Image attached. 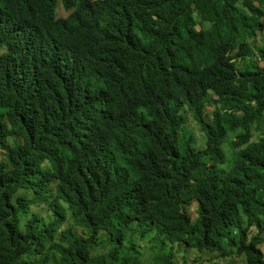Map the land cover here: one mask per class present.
I'll list each match as a JSON object with an SVG mask.
<instances>
[{
  "label": "trees",
  "instance_id": "trees-1",
  "mask_svg": "<svg viewBox=\"0 0 264 264\" xmlns=\"http://www.w3.org/2000/svg\"><path fill=\"white\" fill-rule=\"evenodd\" d=\"M260 60L264 0H0V264H264Z\"/></svg>",
  "mask_w": 264,
  "mask_h": 264
},
{
  "label": "rangeland",
  "instance_id": "rangeland-1",
  "mask_svg": "<svg viewBox=\"0 0 264 264\" xmlns=\"http://www.w3.org/2000/svg\"><path fill=\"white\" fill-rule=\"evenodd\" d=\"M58 13L60 14V16H64L67 14V12H65L61 8L59 9ZM259 64L263 66L264 61L260 60ZM215 98H217V95L213 94L211 98V102L209 103V107H208V115H209L207 116L208 119L209 118L211 119V112L214 109V107L217 105V103L214 101ZM189 121L190 123L187 126L189 133L193 134L195 140L198 141L200 147H204L205 139L201 134V131L196 123V120L193 118V116H191ZM263 131H264V121L262 123V129L261 131H259L258 135L256 136V139H258L259 135L263 134ZM195 207H196V202L191 207V211L194 214V217H196ZM37 210L45 217L46 220H49L51 218V212L47 209V207L39 206ZM151 239L152 236L141 238L139 235H136V237L132 239L133 243L140 246L139 255L145 262H149L154 256V247L156 244H152ZM262 248L264 251V245L262 246ZM174 253L177 256V261L179 262V264H184L185 261H187L188 264H248V262L245 261L243 258H239L237 256H233L230 258H219L216 255L202 254L199 253L196 250V248H192L188 245L181 246L175 244Z\"/></svg>",
  "mask_w": 264,
  "mask_h": 264
}]
</instances>
